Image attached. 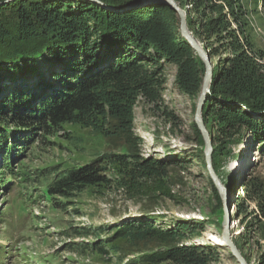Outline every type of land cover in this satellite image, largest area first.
Masks as SVG:
<instances>
[{
    "label": "trees",
    "instance_id": "16d2710c",
    "mask_svg": "<svg viewBox=\"0 0 264 264\" xmlns=\"http://www.w3.org/2000/svg\"><path fill=\"white\" fill-rule=\"evenodd\" d=\"M6 1L0 0V97L9 77L37 74L39 78L34 92L23 94L19 91L8 96L1 105V125L11 119L20 123L19 130L12 135L6 130L0 133V151H9L7 166L11 167L10 161L27 151L40 131L52 134L63 124H82L111 140L130 137L129 143L133 145L119 156L100 157L60 174L47 172L46 177H55L46 189V198L56 208L68 205L58 198L71 200L91 188H107L114 183L128 191L151 185L156 188L155 193L172 196L164 179H175L176 176H171L175 171H187L192 166L181 157L171 161L147 158L142 151L144 140L137 138L134 130L135 108L142 97L163 110L170 123L177 124L181 120L169 109L167 99L169 73L173 67L176 68L174 86L192 98L200 94L204 65L181 36L177 13L163 4L119 14L86 0L4 3ZM100 1L120 8L136 0ZM221 2L224 1L180 2L183 7H189V31L211 49V57L217 60L202 112L204 124L212 136L211 159L216 173L217 160L228 158L231 145L246 135H250L256 146L253 150L264 153V51L255 44L248 13L240 0ZM193 131L197 141L203 144L195 124ZM201 161L206 169L204 155ZM113 165L122 166V180H114L111 176L110 166ZM245 177L237 176L234 183L228 185L232 194L233 184L241 181L245 193L243 203L239 199L235 201V217L247 215L245 203L252 201L260 209L255 219L261 223L264 183L256 176L249 180ZM10 183L0 180V189ZM209 183L218 201L215 212L224 217L221 200L210 179ZM148 198L159 202L156 196ZM152 218H135L129 222L128 229L117 233L162 243L157 252L127 264L143 261L149 264H213L221 257V249L213 245L180 244V241L201 237L207 230V222L177 221L170 229ZM252 227L246 224L244 232L234 240L244 257L247 256L244 247L250 245V238L254 239L253 233H256ZM101 232L103 230L98 231ZM76 233L82 235V232ZM107 242L97 239L90 249L104 256L111 254L105 249ZM258 264H264L262 249Z\"/></svg>",
    "mask_w": 264,
    "mask_h": 264
},
{
    "label": "rangeland",
    "instance_id": "374dc122",
    "mask_svg": "<svg viewBox=\"0 0 264 264\" xmlns=\"http://www.w3.org/2000/svg\"><path fill=\"white\" fill-rule=\"evenodd\" d=\"M174 1L184 12L187 22L189 7L180 5L181 0ZM240 2L248 13L247 20L255 44L264 51V0ZM197 42L205 51H211L205 43ZM211 61L215 66L216 58L212 57ZM175 73L176 68L173 67L169 73L167 99L169 109L175 111L181 120L177 124L170 123L163 110L160 111L142 97L135 108L134 130L135 136L144 140L142 151L147 158L171 161L181 157L187 159V165L192 166L187 171H175L171 175L176 176L175 179H164L172 196L155 193L156 188L151 185L137 188V191H128L114 183L107 188H91L71 200L58 198L68 202V205L56 208L46 198V189L55 177H46L47 172L60 174L85 166L100 157L119 156L128 152L133 144L129 143L130 137L111 140L82 124L66 123L52 134L42 130L22 156L10 161L11 167L7 166L6 161L9 151H0V180L11 182L9 186L0 189V259H5L7 264H127L157 252L162 243L141 241L131 235L124 237L117 233L128 229L129 222L135 218L153 217L159 224L170 229L177 221L207 222V230L201 237L194 241L183 240L180 244L216 246L221 249V257L213 264H239L230 256L224 241L219 244L206 235L211 233L223 240V228L218 225H223L224 217L215 212L218 201L209 183L208 171L201 161L204 142H198L193 131L199 96L192 98L182 94L173 84ZM38 80L37 74L7 78L1 92L0 111L8 96L19 91L23 94L34 92ZM16 117L19 118L18 115ZM17 126L20 123L15 119L5 121L0 124V133L6 130L7 134L12 135L19 130ZM250 143H253L250 135L244 136L240 142L231 145L228 158L217 160L218 172H214L226 188L229 183H234L237 176H246L248 180L256 176L264 183V153L259 160L260 152L253 150L256 147L251 150L245 148ZM121 168V165L110 166L114 180L123 179ZM240 183L233 184L232 203L237 199L240 203L244 202L245 193ZM217 194L223 207L218 191ZM149 196L158 197L159 202L152 201ZM245 206L248 209L247 215H231L230 233L234 242L244 232L246 224L253 226L256 232L253 233L254 239L250 238V245L244 247L247 256L240 254L246 264H258V256L261 249L264 250V219L261 223L255 219V213L258 215L260 212L256 202L248 201ZM232 210L236 212L235 206ZM99 230L103 232L98 233ZM76 232H82V235ZM97 239L100 242L108 241L105 249L111 254L104 256L91 251L90 246ZM244 241L247 242V239ZM84 246L87 247L85 251L82 250ZM141 264L149 263L143 261Z\"/></svg>",
    "mask_w": 264,
    "mask_h": 264
},
{
    "label": "water",
    "instance_id": "95a60500",
    "mask_svg": "<svg viewBox=\"0 0 264 264\" xmlns=\"http://www.w3.org/2000/svg\"><path fill=\"white\" fill-rule=\"evenodd\" d=\"M11 1H14V0H8L4 3H8ZM61 1H67V0H61ZM86 1L92 4H95L106 11L113 12V13H119V14H128L139 8L150 7L155 4L167 5L178 14L179 19H180V27H179L180 34L185 40L188 41V43L191 45L193 50L196 52V54L202 61L204 65V70H205L204 76L202 79L201 91H200L198 103L196 106L194 122L204 142V158H205L206 169L208 171V174H209V177L212 183L214 184L215 188L219 192L220 197L223 202L224 221L222 225V228H223L222 239L224 241V246L229 249L232 257L237 261V263L246 264L245 260L242 258L236 245L232 241V237L230 233V224L232 220L231 213L233 211L232 207L235 206V203H232V197H231V193L229 189L220 183L212 167V161H211V155L213 153L212 144H211L212 140L206 130V127H205V124L202 118V112L207 103V96L210 94V86H211V81L213 77L214 65L212 64V61H211L212 57L209 54L210 52L209 51L207 52L204 49H202V47L199 45V43L194 38L192 33L189 31L184 12H182L179 9L178 5L176 4L174 0H136L120 8H116L100 0H86ZM253 147H256L254 146L253 143L252 144L250 143V145L245 146L247 150L249 149L251 150Z\"/></svg>",
    "mask_w": 264,
    "mask_h": 264
},
{
    "label": "bare ground",
    "instance_id": "6f19581e",
    "mask_svg": "<svg viewBox=\"0 0 264 264\" xmlns=\"http://www.w3.org/2000/svg\"><path fill=\"white\" fill-rule=\"evenodd\" d=\"M259 160L262 158V155L260 154L259 155ZM258 160V161H259ZM235 214V210L232 212V216ZM208 237H210L211 239H213V240H216L219 244H223V240H221V239H219L218 237H216L214 234H211V233H207L206 234ZM2 260H4V259H2Z\"/></svg>",
    "mask_w": 264,
    "mask_h": 264
}]
</instances>
